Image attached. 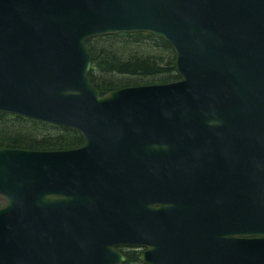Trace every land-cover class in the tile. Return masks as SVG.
Segmentation results:
<instances>
[{"label":"water","instance_id":"water-1","mask_svg":"<svg viewBox=\"0 0 264 264\" xmlns=\"http://www.w3.org/2000/svg\"><path fill=\"white\" fill-rule=\"evenodd\" d=\"M140 31L180 78L101 93L86 41ZM0 111L84 138L0 145V264H264V0H0Z\"/></svg>","mask_w":264,"mask_h":264},{"label":"trees","instance_id":"trees-1","mask_svg":"<svg viewBox=\"0 0 264 264\" xmlns=\"http://www.w3.org/2000/svg\"><path fill=\"white\" fill-rule=\"evenodd\" d=\"M92 55L91 81L101 93L129 85L180 78L176 53L169 41L150 32H121L86 41ZM75 128L0 111V145L33 149L80 146Z\"/></svg>","mask_w":264,"mask_h":264},{"label":"flooded vegetation","instance_id":"flooded-vegetation-1","mask_svg":"<svg viewBox=\"0 0 264 264\" xmlns=\"http://www.w3.org/2000/svg\"><path fill=\"white\" fill-rule=\"evenodd\" d=\"M116 248L126 256L124 264H147L140 259V255L143 251L148 249V245L133 246L128 244H120L117 245Z\"/></svg>","mask_w":264,"mask_h":264},{"label":"rangeland","instance_id":"rangeland-1","mask_svg":"<svg viewBox=\"0 0 264 264\" xmlns=\"http://www.w3.org/2000/svg\"><path fill=\"white\" fill-rule=\"evenodd\" d=\"M7 203V197L3 194H0V207Z\"/></svg>","mask_w":264,"mask_h":264}]
</instances>
